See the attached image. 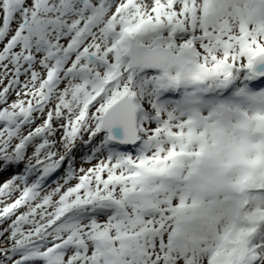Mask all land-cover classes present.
Instances as JSON below:
<instances>
[{
	"label": "snow or ice",
	"instance_id": "6c2138e0",
	"mask_svg": "<svg viewBox=\"0 0 264 264\" xmlns=\"http://www.w3.org/2000/svg\"><path fill=\"white\" fill-rule=\"evenodd\" d=\"M0 264H264V0H0Z\"/></svg>",
	"mask_w": 264,
	"mask_h": 264
},
{
	"label": "rangeland",
	"instance_id": "374dc122",
	"mask_svg": "<svg viewBox=\"0 0 264 264\" xmlns=\"http://www.w3.org/2000/svg\"><path fill=\"white\" fill-rule=\"evenodd\" d=\"M13 98H15V97H13Z\"/></svg>",
	"mask_w": 264,
	"mask_h": 264
}]
</instances>
